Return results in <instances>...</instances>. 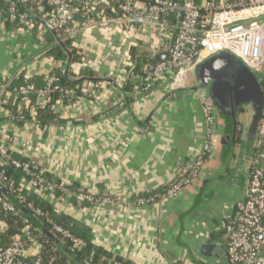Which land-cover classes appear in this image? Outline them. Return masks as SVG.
<instances>
[{
    "label": "crops",
    "instance_id": "1",
    "mask_svg": "<svg viewBox=\"0 0 264 264\" xmlns=\"http://www.w3.org/2000/svg\"><path fill=\"white\" fill-rule=\"evenodd\" d=\"M37 33L6 25L0 17V76L21 72L45 78L61 68L46 54L45 31ZM72 44L99 80L97 88L73 102L57 103L63 122L47 129L19 126L6 106L1 108L0 143L74 190L113 198L115 203L104 205L64 195L53 204L57 215L87 228L95 244L129 264H230L226 226L241 214L254 156L250 109L241 110L235 136L232 123L220 120L219 144L202 179L178 197L165 196L202 148L205 123L195 77L186 76L187 86L177 92L165 82L142 90V71H124L125 52L137 45L150 57L148 41L142 35L126 39L116 24L84 26ZM77 63L69 69L76 79L87 68ZM128 82L131 90L126 91ZM35 239L31 258L40 243Z\"/></svg>",
    "mask_w": 264,
    "mask_h": 264
},
{
    "label": "built area",
    "instance_id": "2",
    "mask_svg": "<svg viewBox=\"0 0 264 264\" xmlns=\"http://www.w3.org/2000/svg\"><path fill=\"white\" fill-rule=\"evenodd\" d=\"M36 5L38 13L49 19L47 25L61 30L66 38L75 39L84 26L101 24L105 27L116 24L122 29L126 39L144 36L149 45L150 57L155 61L144 64L140 76L141 89L150 90L156 83L165 82L170 91L187 86L186 74L193 64L227 51L239 58L250 70L260 74L264 71V0H17L9 7L12 20L20 28L34 29L30 13H18L16 4ZM110 11L111 15H109ZM180 14L182 17L180 18ZM129 37V38H128ZM130 45L125 52L126 69L131 64ZM159 53H166L163 60H157ZM78 67H87L83 58ZM128 72V71H127ZM19 72L15 76H0V109L17 104L16 115L8 111L12 122L33 123L38 110L44 107L49 97L56 91L70 99L76 98L75 90L63 89L58 77L48 73L45 86L37 89L32 76L25 74L22 84ZM129 73L127 74V77ZM98 84L89 81L82 89L83 96L90 95ZM38 96L36 106L32 97ZM204 115L205 133L201 150L195 155L187 171L178 175L168 185L165 196L174 197L193 186L205 168L209 155L219 144V134L213 125L214 103L208 97L200 98ZM33 117L27 120L26 115ZM0 160L22 170L33 177L30 183L16 186L7 177V169L0 170V180L14 193L23 198V192H49L53 196L59 189L68 198L90 204L111 205L115 200L109 196L98 197L95 191L74 190L64 182L53 183L44 177V172L36 165L14 157L12 151L0 143ZM250 182L247 188L241 214L226 226L228 239L227 257L230 264H262L264 250V117L259 125L258 139L252 161ZM0 205L11 215H17L14 204L0 194ZM27 208L37 216L44 212L28 203ZM23 233L26 238L16 236L6 245L0 236V264H44L41 257V244L33 258L30 257L31 243H36L35 230L28 221ZM53 230L68 241L74 250H82L86 242L55 223L47 221ZM3 224V226H2ZM0 221V233L4 229Z\"/></svg>",
    "mask_w": 264,
    "mask_h": 264
},
{
    "label": "trees",
    "instance_id": "3",
    "mask_svg": "<svg viewBox=\"0 0 264 264\" xmlns=\"http://www.w3.org/2000/svg\"><path fill=\"white\" fill-rule=\"evenodd\" d=\"M12 1L14 0H0V17L5 20L6 25H12V23L16 25V22L12 20L9 12V7ZM16 8L18 13H30L29 18L35 24L33 33L36 36L39 29H43L45 31L44 38L46 54L51 56L54 60L62 63L61 68L57 71L51 72V74L58 77V85L63 89H71L76 92V98L70 99L63 93L56 91L50 95L47 104L38 110L37 116L34 117V121L37 125L41 126L42 129H47L54 123L63 122L55 109L57 103L63 102L64 104L75 101L77 98L83 96L82 87L87 80L93 81L97 84H99V80L95 78L94 72H92L89 67L82 70L78 79L75 78L71 70L68 75H65L63 69L70 58L69 50L72 53V63L82 62L84 58L80 55L79 50L73 46L72 39L66 38L61 30L50 29L47 23H45L48 22L49 19L43 14L38 13L34 3L29 2L25 5L16 4ZM108 13L111 15L110 11H108ZM137 47L138 46H133L130 49L131 64L127 67V71L129 73L132 71L139 73L142 71L144 64L148 61H155L153 58L148 57L146 51L141 52ZM23 75L20 74L19 81L16 80L14 84H22L24 79ZM33 83L37 89H42L45 86V78H43V76L34 77ZM125 90H131V82L126 83ZM32 99L35 105L40 107L38 104V96L34 95ZM6 108L13 115H16L18 110L17 104L7 105ZM26 119L33 121V117L28 114L26 115ZM15 123L19 126L23 125V122ZM16 158L20 161L31 163L25 158ZM3 169H7V177L14 180L17 187H19L22 183H30L33 179L31 175L26 174L22 170L16 169L14 166L6 164L0 160V170ZM44 177L53 183H61L48 173H44ZM0 194L14 204L18 211L17 215H11L6 213L0 205V221L5 224V230L0 233L3 245L10 243L16 236H20L24 239L26 238L23 230L26 227L24 221L27 220L31 228L35 230L34 235L38 238L41 244V257L44 264H129L121 257L115 256L109 252L106 248L95 244L91 233L87 230V228L74 223L67 216L57 215L53 200L64 196L63 192L59 189L53 195V198L50 197L49 192L37 193L35 191L30 193L24 191L22 194L23 198H20L18 193L12 192L10 188L0 180ZM28 203H33L36 208L41 209L45 216L42 217L35 215L27 208ZM50 219L55 223L62 225L74 235L83 239L87 244L86 247L82 250H74L68 241L64 240L61 235L53 230L52 225L47 222Z\"/></svg>",
    "mask_w": 264,
    "mask_h": 264
},
{
    "label": "water",
    "instance_id": "4",
    "mask_svg": "<svg viewBox=\"0 0 264 264\" xmlns=\"http://www.w3.org/2000/svg\"><path fill=\"white\" fill-rule=\"evenodd\" d=\"M181 17L182 14H180ZM48 26L53 30L50 25ZM69 55L65 75H68L72 64L70 50ZM165 56L166 53H159L157 60H163ZM192 74L197 81V86L194 89L198 92L199 98L208 97L214 103V126L217 127L220 120H226L228 124L231 122L233 136H235L238 132L241 110L243 108L250 109L252 121L249 127V136L253 143L252 152L254 153L259 125L264 117L263 79L250 70L239 58L227 51L215 54L199 64H193L188 69L186 76ZM250 161L252 162L253 159ZM203 175L204 170L197 182L202 179Z\"/></svg>",
    "mask_w": 264,
    "mask_h": 264
},
{
    "label": "rangeland",
    "instance_id": "5",
    "mask_svg": "<svg viewBox=\"0 0 264 264\" xmlns=\"http://www.w3.org/2000/svg\"><path fill=\"white\" fill-rule=\"evenodd\" d=\"M263 74H264V71H263L262 73L258 74V76H259L261 79H263V77H264ZM251 121H252V117L250 116V118H249V120H248L249 125L251 124Z\"/></svg>",
    "mask_w": 264,
    "mask_h": 264
},
{
    "label": "flooded vegetation",
    "instance_id": "6",
    "mask_svg": "<svg viewBox=\"0 0 264 264\" xmlns=\"http://www.w3.org/2000/svg\"><path fill=\"white\" fill-rule=\"evenodd\" d=\"M244 204V203H243ZM242 207H243V205H242Z\"/></svg>",
    "mask_w": 264,
    "mask_h": 264
}]
</instances>
